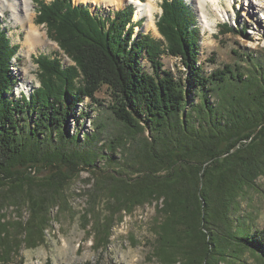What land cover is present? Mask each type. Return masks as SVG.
I'll return each instance as SVG.
<instances>
[{
  "label": "trees",
  "instance_id": "16d2710c",
  "mask_svg": "<svg viewBox=\"0 0 264 264\" xmlns=\"http://www.w3.org/2000/svg\"><path fill=\"white\" fill-rule=\"evenodd\" d=\"M34 3L37 23L74 65L39 56L40 87L12 98L19 47L0 22V211L30 210L26 227L0 215L1 264H23V244L43 243L51 209L66 208L67 184L85 169L100 178L87 214L97 248H108L115 218L156 202L162 263L239 264L246 253L264 261V227L242 208L264 176V62L249 54L244 66L206 75L197 16L184 0H163V40L135 32L143 19L133 22V6L105 18L72 0ZM163 55L178 58L184 75L164 69ZM103 88L122 126L107 142L99 139L104 128L79 111ZM86 120L94 129L81 133Z\"/></svg>",
  "mask_w": 264,
  "mask_h": 264
},
{
  "label": "rangeland",
  "instance_id": "374dc122",
  "mask_svg": "<svg viewBox=\"0 0 264 264\" xmlns=\"http://www.w3.org/2000/svg\"><path fill=\"white\" fill-rule=\"evenodd\" d=\"M46 1L51 2L53 0ZM72 1L75 5L84 4L77 2V0ZM138 1L147 3L150 0ZM184 1L197 16V27L201 32L199 59L206 75L223 69L227 65L244 66L241 57L249 54L253 55L259 62H264V0H247L246 2L234 0L233 10L229 11L231 17L225 21H219L215 27H212L211 31L204 28L194 6L188 0ZM250 2L255 5L252 10H249L247 5ZM162 3L163 0L151 1L157 32L153 30L154 28L151 30L144 29L147 18L143 17L141 18L143 19L142 27L136 28V33L149 34L156 40H163L157 27L158 19L163 12ZM32 5L35 17L34 24L46 33L49 41L48 46L38 48L32 54L28 52V47L23 44L24 29L11 19L10 11L0 12L1 26L8 31L11 45L19 47L15 59L12 60V72L17 80V85L11 95L12 98L21 99L22 95L31 96L34 90L40 87V69L37 63L39 56L58 58L66 67L74 65V62L60 49L58 43L49 37L47 27L37 23L38 12L34 0ZM84 5H87L93 14L105 18L113 12L124 10L130 6L136 9L133 4H129L121 10L106 5L91 3ZM222 5L227 7L225 1H222ZM208 8L212 10V5L209 4ZM225 25H228V29L232 28L233 31L227 30ZM241 31H244V34H241ZM161 58L164 69L172 72L175 77L184 75L185 68L178 58L167 55H163ZM143 66L145 71L152 72L149 61L143 60ZM25 70L29 72L25 73ZM111 102L110 91L103 88L101 92L97 93L95 101L87 99L84 105L79 108V111L88 112L90 119L95 120V124L104 128L100 130L95 127L96 130H100V142H107L121 132L122 126L108 108ZM70 128L74 132L78 131L79 127L74 119L70 121ZM92 129H94L93 123L86 120L81 133ZM33 174L35 173L33 172ZM47 175V172H43L37 176L41 178ZM73 178L72 182L67 184L66 208L61 210L60 207H56L50 211L51 223L43 231V243L34 247H25L23 244L20 252L23 264H164L157 256V250H155L156 228L161 221L158 217V204L156 202L136 208L130 214L124 212L120 217L115 218L116 224L111 230L112 235L108 248H97L95 244L97 238L96 225L93 226L91 222L88 224L90 215L87 216V214L91 193L96 188L100 178L92 175L90 169L81 170ZM105 183L109 186L111 181H105ZM101 208H105L104 214L106 215V205ZM242 208L244 211L255 215L257 227H264V176L257 180L254 189L247 192L246 197L243 198ZM0 215L4 217L3 222H20L24 227L30 221V210L26 205H5L0 211ZM25 235L29 237L30 234L27 235L26 233L24 237ZM33 240L36 241L37 236H34ZM239 264H264V261L261 258H256L252 253H246L243 256V262Z\"/></svg>",
  "mask_w": 264,
  "mask_h": 264
},
{
  "label": "bare ground",
  "instance_id": "6f19581e",
  "mask_svg": "<svg viewBox=\"0 0 264 264\" xmlns=\"http://www.w3.org/2000/svg\"><path fill=\"white\" fill-rule=\"evenodd\" d=\"M151 1L143 3L138 0H77L79 3L106 5L114 9L121 10L129 4L136 6V11L133 17L134 22H138L141 18L146 17L147 23L144 29H153L157 32L154 14L151 6ZM197 10L199 17L205 29L212 30L219 21H225L231 17L229 11L233 10L234 0H188ZM222 1L226 2V8L222 5ZM245 2L247 0H244ZM33 0H0V12L5 13L6 10L11 12V19L15 24L20 25L24 29L25 39L24 46L28 47V52L33 53L38 48L48 46L46 33L40 27L34 24V9ZM209 4L212 5V10H209ZM249 10L255 8L253 3L247 4ZM147 31V30H146ZM27 52V53H28ZM29 70V69H28ZM25 70V73L29 71Z\"/></svg>",
  "mask_w": 264,
  "mask_h": 264
},
{
  "label": "water",
  "instance_id": "95a60500",
  "mask_svg": "<svg viewBox=\"0 0 264 264\" xmlns=\"http://www.w3.org/2000/svg\"><path fill=\"white\" fill-rule=\"evenodd\" d=\"M129 1V0H128Z\"/></svg>",
  "mask_w": 264,
  "mask_h": 264
}]
</instances>
